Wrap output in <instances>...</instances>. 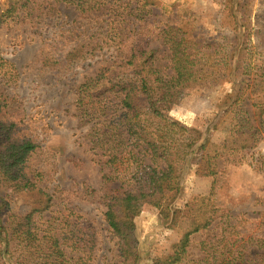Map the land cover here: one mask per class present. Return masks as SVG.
<instances>
[{
    "label": "rangeland",
    "instance_id": "1",
    "mask_svg": "<svg viewBox=\"0 0 264 264\" xmlns=\"http://www.w3.org/2000/svg\"><path fill=\"white\" fill-rule=\"evenodd\" d=\"M25 1L0 0V12L14 6L0 24V94L7 103L3 118L15 124V136L37 144L27 170L34 176L36 189L50 197V207L41 217L54 216L61 221L68 216L77 229L91 227L85 233L92 234L95 241L86 264L116 263L117 238L103 212L105 195L122 190H117L118 182L105 184L102 180L99 160L104 159L90 147L88 125L79 117V86L112 63L115 70H121L117 66L124 63V55L133 45L155 49L159 64L165 65L167 45L160 29L169 22L199 36L202 44L215 41L231 52V66L238 60L240 71L251 76L246 92L259 93L263 83L254 73L264 58V0H138V4L136 0H96V8L87 11L62 0H27L24 9ZM134 6L138 8L132 9ZM109 14H122L127 20L114 24L120 36L111 42L105 36ZM141 16L145 21L139 23ZM117 47L124 48L123 55ZM87 50L94 53L87 55ZM230 80L186 87L167 115L199 131L202 137L195 153L204 138L208 139L207 150L219 153L211 201L218 209L216 214L233 217L235 230L244 238L264 236V164L257 167L255 163L259 156L264 161V130L252 148L234 154L228 147L222 148L228 138L223 111L229 96L239 88L238 81ZM193 158L192 154L182 170L175 198L162 208L144 204L132 218L137 264H151L154 258L169 253L180 237L182 228L170 222V209L208 203L213 177L204 163ZM5 193L13 202L12 211L19 213L28 211L39 198L27 190L8 188ZM215 223L210 231L191 236L192 257L201 255L199 242L203 238H217L221 233L236 238L231 227Z\"/></svg>",
    "mask_w": 264,
    "mask_h": 264
},
{
    "label": "trees",
    "instance_id": "2",
    "mask_svg": "<svg viewBox=\"0 0 264 264\" xmlns=\"http://www.w3.org/2000/svg\"><path fill=\"white\" fill-rule=\"evenodd\" d=\"M62 1L83 11L96 8L97 4L96 0ZM28 3L27 0L22 3L24 9ZM13 8L11 4L0 12V24ZM123 17L109 14V31L105 33L108 42L120 36L114 24L127 22ZM138 21H145L144 17ZM160 33L167 45L165 65L159 64L155 49L133 45L124 55V63L117 66L121 70H115L112 63L81 83L77 92L79 117L88 125L90 147L104 159L99 160L102 180L105 184L118 182L117 190H122L119 194L105 195L103 218L118 243L119 261L113 264H137L132 218L144 204L162 208L167 200L177 196L182 170L192 154L213 177L208 203L202 206L186 203L183 208L170 209V222L179 225L182 233L171 251L154 258L151 264H264V236L244 238L235 230V219L218 216V209L211 203L219 153L207 150V138L195 153L194 147L202 137L199 131L167 115L186 87L236 80L237 93L229 96L223 111L224 120H228V138L222 148L228 147L234 154L254 147L264 130V94L259 95L264 91V58L254 73L263 83L259 85V93L246 92L251 86V76L240 71L238 60L232 67L231 52L218 43L202 44L199 36L188 34L177 23H165ZM117 51L124 54V48ZM4 99L0 94V264H86L95 241L92 234L85 233L91 227L77 229L68 216L61 217L64 221H56L54 216L41 217L50 207V197L36 189L34 176H29L27 170L37 144L15 136V124L3 118L2 112L7 109ZM261 158L255 161L257 167L264 164ZM8 188L14 192H36L38 201L26 212H13L11 197L5 193ZM214 223L231 227L236 238L224 233L217 234V238H203L199 242L201 255L192 257L191 236L210 231Z\"/></svg>",
    "mask_w": 264,
    "mask_h": 264
}]
</instances>
